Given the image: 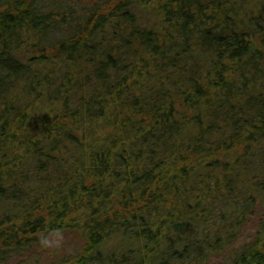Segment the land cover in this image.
Here are the masks:
<instances>
[{
  "label": "trees",
  "instance_id": "obj_1",
  "mask_svg": "<svg viewBox=\"0 0 264 264\" xmlns=\"http://www.w3.org/2000/svg\"><path fill=\"white\" fill-rule=\"evenodd\" d=\"M212 255L264 264V0H0V264Z\"/></svg>",
  "mask_w": 264,
  "mask_h": 264
},
{
  "label": "rangeland",
  "instance_id": "obj_2",
  "mask_svg": "<svg viewBox=\"0 0 264 264\" xmlns=\"http://www.w3.org/2000/svg\"><path fill=\"white\" fill-rule=\"evenodd\" d=\"M249 219L245 222L241 228L238 236L234 240V245L238 246L250 241L254 236V231L256 230V224L260 215L262 214V209L260 206H253L249 211ZM51 241L61 246L67 253H71L79 244V241L74 240L67 234H59L56 236L50 237ZM225 256L221 255H212L206 259L205 264H225Z\"/></svg>",
  "mask_w": 264,
  "mask_h": 264
}]
</instances>
